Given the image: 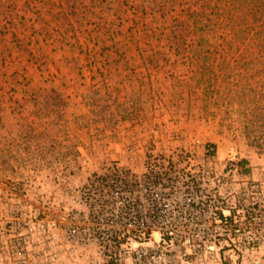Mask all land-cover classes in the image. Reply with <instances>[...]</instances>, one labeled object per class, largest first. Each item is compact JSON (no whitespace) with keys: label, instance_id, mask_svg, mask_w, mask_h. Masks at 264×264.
I'll list each match as a JSON object with an SVG mask.
<instances>
[{"label":"rangeland","instance_id":"rangeland-1","mask_svg":"<svg viewBox=\"0 0 264 264\" xmlns=\"http://www.w3.org/2000/svg\"><path fill=\"white\" fill-rule=\"evenodd\" d=\"M185 6L0 0V264H131L109 253L104 196L78 202L91 177L108 166L141 175L152 152L222 169L231 149V201L247 193L261 213L254 239L222 241L207 264H264V153L248 144L249 98L236 86L250 46L217 28L167 42Z\"/></svg>","mask_w":264,"mask_h":264},{"label":"built area","instance_id":"built-area-1","mask_svg":"<svg viewBox=\"0 0 264 264\" xmlns=\"http://www.w3.org/2000/svg\"><path fill=\"white\" fill-rule=\"evenodd\" d=\"M237 167L234 149L222 169L212 157L199 165L192 159L181 164L152 152L141 175L108 166L102 175L91 177L78 202L92 207L90 192L104 196L108 217L102 234L110 241V254H129L131 264H179L204 253L199 264H207L208 257L217 260L222 241L255 237L253 221L261 210L248 203L247 193L231 201L228 180ZM111 262L123 264L118 257Z\"/></svg>","mask_w":264,"mask_h":264},{"label":"trees","instance_id":"trees-1","mask_svg":"<svg viewBox=\"0 0 264 264\" xmlns=\"http://www.w3.org/2000/svg\"><path fill=\"white\" fill-rule=\"evenodd\" d=\"M184 2L186 6L181 13L184 19H172L165 34L167 42L184 46L189 36L194 42L205 40L217 28L218 31L222 30L224 41L228 42L232 33V36L250 46L247 55L238 62L236 86L240 88L242 96L249 98L246 113L250 118L246 133L248 144L259 153H264V0ZM164 41L161 39V42ZM227 68L231 69L230 64ZM205 69L209 70L208 67Z\"/></svg>","mask_w":264,"mask_h":264}]
</instances>
